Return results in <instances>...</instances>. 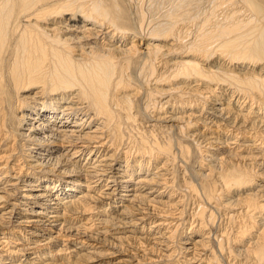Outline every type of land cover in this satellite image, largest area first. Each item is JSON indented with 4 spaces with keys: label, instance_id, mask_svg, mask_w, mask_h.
<instances>
[{
    "label": "bare ground",
    "instance_id": "bare-ground-1",
    "mask_svg": "<svg viewBox=\"0 0 264 264\" xmlns=\"http://www.w3.org/2000/svg\"><path fill=\"white\" fill-rule=\"evenodd\" d=\"M105 2L0 0V92L5 83L22 101L23 139L20 155L0 154V231L14 220L32 236L16 250L0 239L1 264H103L121 252L108 264H140L142 253L155 256L174 234L169 215L185 201L171 166L184 176L190 154L174 139L163 146L145 138L153 130L162 141L173 129L207 147L190 176L195 187L184 185L201 201L189 214L201 219L206 208L249 223L231 241L218 229L181 240L188 262L203 264L205 253L193 249L206 251L211 239L217 257L204 264H264V0H131L137 30L120 27V8ZM142 89L151 123L139 128L132 104ZM121 119L140 141L138 167L132 148L123 161L115 141L107 143ZM19 250L24 259L8 260Z\"/></svg>",
    "mask_w": 264,
    "mask_h": 264
},
{
    "label": "rangeland",
    "instance_id": "rangeland-1",
    "mask_svg": "<svg viewBox=\"0 0 264 264\" xmlns=\"http://www.w3.org/2000/svg\"><path fill=\"white\" fill-rule=\"evenodd\" d=\"M115 1L116 0H114V1L106 0L107 3L106 2L105 3L107 4V6L111 5L110 6L111 8L112 7L115 8L117 5H118V7H116L115 9L120 8L121 12L118 11L119 16H120V19L118 21V25L120 27H122V24H123L122 28H125V29H129L130 28V29L134 30L135 28H137L136 19H134V20L132 19L133 17H135V14L131 13V12H133V9H134L133 2H130L131 0H128L129 2L127 0H118L120 2H118L116 4V6H114V3L117 2V1L116 2ZM126 9L128 10V12H127ZM131 9H132V11H130ZM146 15L147 14H144L145 17H146ZM131 19L133 21H135V23ZM135 30H137V29H135ZM135 43L139 45L140 44V40L139 39L136 40ZM201 59L199 58V60H198L200 62V64L204 65V67H207V65L205 66V60H201ZM209 61H214V60H209ZM233 61L235 63L236 62L238 63V61H242V60H238V61L237 60H233ZM256 61H258V60H256ZM263 61H260V62H263ZM136 62H134V64L132 66L136 68L134 70H137V73H138V70L140 69L139 66H141L142 63H139L140 61L139 62L136 61ZM135 65L136 66L139 65L138 68ZM140 75H141V73H140ZM2 88H3L2 89L3 91L0 92V102L2 103L0 105V110H3L2 118L4 116V121H3V119H2V121H0V129H1L0 130V154H3L4 152H8L10 150H14L17 153V155H20V153L22 152L21 146L23 145V139L19 135V130H20V126H21L20 122L21 121L17 117L18 116L17 114L19 113V108H20L19 107V101L20 100L18 99V101H17V98L14 95L10 94L11 90H9L10 88L8 89L7 87H5V83L2 84ZM5 88H6V90H8V92H6ZM139 92L140 93H138V95H137L138 97L136 98V100L132 104L133 105L132 106V109H133L132 111H133V114H136V117H135L136 121L135 122L138 123L137 125L139 126V128H144L147 125H149V123H151V122H149L148 118L145 116V114H147V113L144 111V109H145V107L147 105V101L149 99L150 93H148V91H145L144 89H142V91H139ZM8 94H10V95H8ZM21 102L22 101H20V105H21ZM21 107H23V106H21ZM149 108H151V107L149 106ZM149 110H151V109H149ZM147 112H148V110H147ZM154 113H155V110L152 111V114H154ZM118 124H119L118 127L116 126L114 128V130L116 129V131H114L112 129L114 134L112 133V136L108 137L107 143L109 144V143L113 142V140L115 141L114 142L115 145L113 143V145H114L113 147H116V146L118 147V150L116 152V156H117L116 158L117 159L119 158L120 160H123V161L125 160V158H124L125 151H127L128 148L129 149L132 148V150L130 152H131V154H132L131 156H133V158L131 157L130 160H134L133 167H136V166L138 167V164L136 162V159L139 160V158H137V157H139V153H138V151H136V148L139 145V143H138L139 140L137 138L138 136H136L137 134L135 132L133 133L134 129L131 131V129L127 127V125L125 124L123 119H121ZM202 129H203V127H201L200 130H202ZM173 131L174 132H172L169 135L163 137L164 140L162 139V141H161L160 139H157V136H154L156 132L155 131L153 132V130H151V132L147 133V135L149 137L145 138V139H146V141L150 142V140H152V138H154V139H156V142L159 145H163V146H166L167 143H171V140L174 139V140L179 141V142H181V143H183V144H185L187 146V150H189L188 152L190 154V156H189L190 160L188 162L189 163L188 167L184 169L185 175L183 176V174H181L182 171L177 166H171V170H170V172L172 173L171 174V178H173V181H174V185H172V187H174L173 190H175L176 192H179L178 195L182 196V197L184 196V198H185V201L183 202V205H182V209L183 210H182L181 213L176 212V213H172V214L169 215L170 218L168 220V223L170 221L169 225H170V227L172 226L171 230L173 231L174 234L171 235L170 240L167 239V241H163L161 243L163 245H161L158 248L157 253L155 251V256H151V258L148 261L146 259H143V258H146V256L143 257L144 254L142 252H140V254H139V252L136 251L135 248L132 249L131 247L127 246V244L126 245L124 244L125 248L128 249V251H126L127 253L135 251L137 253V257L139 255H141V253H142V261L139 262L140 264H192L191 262H188V257L187 256H189V255H187L186 252H184V250L182 248V242L185 241V240H188V237L191 236L192 239L193 238H197L195 236H197L199 234H205V233L209 232L210 230L214 231V230L218 229L219 231L220 230L225 231V235L227 236V234H228V238L231 241V238L234 235V232L239 230L238 227H245L246 223H248V220L245 219V218H240V220L237 219L236 220L237 222L236 221H234V222L228 221L218 211L211 212V214L213 213L211 215L210 211L208 209H206V208H204L205 209L204 215H203V218H201V219L199 217H197L196 215H195V217H192V215H191L192 213L189 214L190 210H192V208H195L198 205V203L200 204L201 201L198 200L199 199L198 197H196V196L192 195L191 193H189V191L188 192L184 191L183 190L184 189V185H186V186L187 185L188 186L189 185L190 186L193 185L195 187V184L193 183V180L190 178V176L193 175L194 170L197 169V165H196L197 162H199L201 159H203V158H201L202 155L200 154L201 152L199 153V151L203 150V152L205 153L207 151H204V150H207V147L206 146H200L199 144L197 146L196 145L197 143L193 144L190 141H185L182 138V135L180 133H178L179 131L177 129H173ZM105 139L107 140V138H105ZM99 154L100 153H98V155ZM135 155L137 157H135ZM126 159H128V158H126ZM82 161L87 163L89 161V158L85 157ZM155 162H156L155 160L150 162V164H151L150 168H152V167L154 168L157 165V163H155ZM139 169H141V168H139ZM139 169H137V170H139ZM238 169H241V168L238 167ZM139 171H136L137 174H134V177L137 176V175H140ZM191 181H192V184H191ZM204 183H206V185H207L210 182L209 183L208 182H204ZM179 187H182L181 191H180ZM98 188H99V186H98ZM192 191H194V190H192ZM191 195H192V197H191ZM208 217H212L213 220L209 221ZM194 218H196V219H194ZM153 219L156 220L157 218L153 217L150 220L145 221L144 222L145 225L142 223V224H140L138 226L139 227H148L149 226L148 222L149 221L152 222ZM191 219L193 220L192 224H190L191 223ZM197 222H200L199 224H201V225L199 226V224ZM212 222L214 223V225L212 224ZM11 223H12L11 225L6 226V228L4 230L0 231V239H2L3 242H5V243H3V245H5V248H10L11 250L12 249L16 250V249H18V247H19L18 245H20V243H22V242H31L32 236H31V234L29 232L27 233V230L23 229V231H22L23 227L16 226L15 224H13L14 220ZM233 224H234V226H233ZM24 225H26V224H24ZM216 226H217V228H216ZM26 228L29 229L28 227H26ZM255 229L256 228L254 227V229L252 228L251 231L253 232ZM160 231H161V228H160ZM3 232L4 233L6 232V235H4ZM51 233L54 234L55 232L54 233L51 232ZM155 235L157 236L158 234L155 233ZM61 238L63 239V237H61ZM181 240H182V242H181ZM208 240H209V242H207L205 244V246H207L206 247V251L202 250L201 247H196L195 249H193L194 252L205 253V255L203 256V258H204L203 262L204 263H206L209 259L214 261L213 260V254L215 255L217 253L216 243L213 242L211 239H208ZM143 244H145V243H143ZM165 244H166V246H165ZM107 248L108 247H106V246L105 247L102 246V249H104V250L107 249ZM167 251L171 252L172 255H173V256L172 255L170 256V259L167 260V259H163L161 257H158L159 254H161L163 252H167ZM211 251H212V254L210 253ZM158 252H160V253L158 254ZM16 253L17 254L13 258L8 259V260H11L12 262H16L17 260L25 258V257H22L21 250H19ZM147 253L149 254V252H146V254ZM124 256H125V252H121L120 254H115L114 256L111 255L109 257H106V258L102 259V263L103 264L112 263V262H114V261H116V260H118V259H120V258H122ZM139 258H137V260ZM153 259H155V260H153ZM5 260L8 261L7 259H5ZM1 261H2V256H1V253H0V264H1ZM238 261H240V260H238ZM216 262L217 263H215V264H223V262L219 258L216 260ZM134 263H136V261Z\"/></svg>",
    "mask_w": 264,
    "mask_h": 264
}]
</instances>
